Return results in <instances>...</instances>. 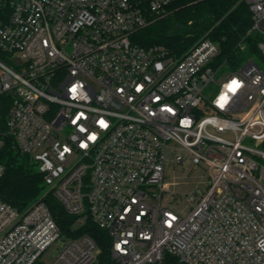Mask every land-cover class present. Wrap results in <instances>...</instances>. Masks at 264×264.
<instances>
[{
    "label": "built area",
    "instance_id": "2783aa9c",
    "mask_svg": "<svg viewBox=\"0 0 264 264\" xmlns=\"http://www.w3.org/2000/svg\"><path fill=\"white\" fill-rule=\"evenodd\" d=\"M175 1L0 0V154L10 139L48 187L22 214L0 194V264L58 241L49 264L97 259L91 237H63L50 196L106 231L118 264H264V0H245L259 58L241 65L209 38L180 59L136 45ZM172 165L203 174L182 208Z\"/></svg>",
    "mask_w": 264,
    "mask_h": 264
},
{
    "label": "trees",
    "instance_id": "16d2710c",
    "mask_svg": "<svg viewBox=\"0 0 264 264\" xmlns=\"http://www.w3.org/2000/svg\"><path fill=\"white\" fill-rule=\"evenodd\" d=\"M251 26L252 15L245 0H177L168 7L166 14L152 17L148 26L136 31L132 40L144 48L164 47L171 56L180 59L201 39L209 38L220 45L224 58L235 62L241 56L238 52L240 42L247 46L246 53L256 52V37L247 36ZM5 116L3 111L1 125L5 123ZM0 161L5 167L0 181L2 199L22 214L42 196L43 175L34 169L30 156L15 148L10 139L1 151ZM48 202L65 239L89 236L100 250L96 259L98 264H118L112 258V240L106 231L91 219L76 227L77 216L69 214L52 196ZM158 264L184 263L166 255Z\"/></svg>",
    "mask_w": 264,
    "mask_h": 264
},
{
    "label": "rangeland",
    "instance_id": "374dc122",
    "mask_svg": "<svg viewBox=\"0 0 264 264\" xmlns=\"http://www.w3.org/2000/svg\"><path fill=\"white\" fill-rule=\"evenodd\" d=\"M254 36V35H253ZM247 50L244 52L238 51L241 56H238L236 60L238 61L239 65L244 64L247 60L251 58L258 59L259 56L255 52L254 54H248L246 53ZM244 53V54H243ZM233 71V68L223 71V73L219 74L217 76V80L221 81L223 80L229 73ZM219 85L215 84L212 85L211 89H208L206 92L210 93L211 96L215 95V93L218 91ZM4 106H7V103H5ZM175 148H178V146L174 145ZM34 164V169L38 171L39 167L37 164ZM200 175L202 174V171L199 169H195L193 171V167H189V170L183 171V169L179 168L176 165L167 166L166 168V182L168 183H174L178 182L177 185H171L170 190L174 191L177 195V200L181 199L182 201L179 204V207H185V202L191 197V193L196 190L197 186L204 187V185H200ZM186 176L187 178H184ZM176 178V179H175ZM48 187L44 188V191H47ZM171 195L165 194V199H169ZM188 209H186V212ZM64 244L61 241H58L55 243L52 247H50L40 258L38 264H49L51 263L58 255L59 251L63 248ZM92 264H98V261L95 260Z\"/></svg>",
    "mask_w": 264,
    "mask_h": 264
},
{
    "label": "snow or ice",
    "instance_id": "6c2138e0",
    "mask_svg": "<svg viewBox=\"0 0 264 264\" xmlns=\"http://www.w3.org/2000/svg\"><path fill=\"white\" fill-rule=\"evenodd\" d=\"M233 85H236V82L235 81H233ZM73 91H75V89H73ZM225 99H226V97H221V101H223ZM101 123H103V122H101Z\"/></svg>",
    "mask_w": 264,
    "mask_h": 264
}]
</instances>
